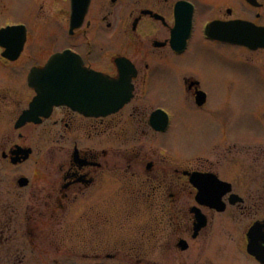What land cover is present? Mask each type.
Returning <instances> with one entry per match:
<instances>
[{"label":"flooded vegetation","instance_id":"1","mask_svg":"<svg viewBox=\"0 0 264 264\" xmlns=\"http://www.w3.org/2000/svg\"><path fill=\"white\" fill-rule=\"evenodd\" d=\"M236 20L264 0H0V264H264V146L216 87L264 49L205 33Z\"/></svg>","mask_w":264,"mask_h":264},{"label":"rangeland","instance_id":"2","mask_svg":"<svg viewBox=\"0 0 264 264\" xmlns=\"http://www.w3.org/2000/svg\"><path fill=\"white\" fill-rule=\"evenodd\" d=\"M60 30L62 28L58 29L59 32ZM243 55L245 58L250 56L246 53ZM252 59L258 65H262L264 53L257 54ZM229 78L232 81L227 92L225 91L227 85L217 84L216 86L218 95L229 94V145L241 146L240 143L246 145L253 143L264 146V71H253L248 64L230 61ZM171 89L167 86L164 96L160 94L159 98L166 99ZM189 116L194 118L195 123L191 119L189 122L188 117L186 118L185 127L176 134L177 146L191 147L199 146L201 143L199 138L201 123L197 121L193 113Z\"/></svg>","mask_w":264,"mask_h":264},{"label":"water","instance_id":"3","mask_svg":"<svg viewBox=\"0 0 264 264\" xmlns=\"http://www.w3.org/2000/svg\"><path fill=\"white\" fill-rule=\"evenodd\" d=\"M208 30H210L216 38L229 41L230 43L244 45L252 49L264 48V28L256 27L252 23L244 21H234L232 23L223 24L213 23L209 26ZM106 87L107 98L117 94L114 89L115 87ZM119 103L121 102H107V109L119 105Z\"/></svg>","mask_w":264,"mask_h":264}]
</instances>
